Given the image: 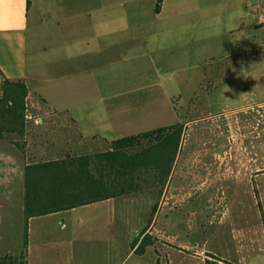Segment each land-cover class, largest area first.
<instances>
[{"label": "crops", "instance_id": "crops-1", "mask_svg": "<svg viewBox=\"0 0 264 264\" xmlns=\"http://www.w3.org/2000/svg\"><path fill=\"white\" fill-rule=\"evenodd\" d=\"M198 1L163 0L157 12V0H101L97 4L88 0L89 5L95 4L89 10L71 17L59 14L49 29L46 25L31 24V0H0V91L5 78L24 80L30 90L25 150L0 140V185L8 192L10 202H20L23 195L24 223L27 165L107 151L114 140L162 127L183 124L185 131L202 120L214 118L222 122L228 118L233 128L228 136V150L221 148L214 153L216 158L229 163H214V181L221 191L227 188L239 194H255L258 206L260 203L259 222L264 225V167L254 168V160L264 158V152L258 151L261 146L254 144L262 145L264 141L255 140L252 118L254 112L264 111V73L236 67L225 72H204L208 62L218 58L219 39L224 34L219 28L222 22L218 26L205 22L199 8L205 0ZM215 13L219 15L216 11L210 14ZM234 54L226 52L222 57ZM242 60L255 59L248 55ZM199 74L202 78L196 84L193 80ZM208 78L213 80L210 87L206 84ZM191 79L195 83L192 88ZM204 99H211L213 105L208 106L213 109L187 118L189 111L200 108ZM175 101L180 102L181 108ZM256 123V128H264L263 121ZM260 134L264 136V130ZM16 189L21 193L15 194ZM169 190L168 182L165 196ZM115 199L130 201L113 198L90 205ZM67 211L29 219L28 264H98L94 250L82 247L79 251L63 252L69 243L59 241L64 236L62 230L73 219L63 214ZM95 218L91 223L102 219V229L90 228L98 234L93 236H103L100 239L111 247L106 262L117 259L115 264H124L135 258L133 264H142L156 243L138 254L137 246L132 248L133 241L138 238L140 243L146 234L159 239L154 233L155 217L149 227L145 226L146 233L145 227H137L129 234L115 233L121 231L117 224L124 219ZM34 219L38 221V236L33 243ZM77 223L86 221L80 223L78 219ZM74 235L85 238L84 231ZM250 244L254 255L261 254V261L256 264H264V229L250 237ZM207 253L220 264H243ZM7 254L15 253L6 251L0 256Z\"/></svg>", "mask_w": 264, "mask_h": 264}, {"label": "rangeland", "instance_id": "rangeland-1", "mask_svg": "<svg viewBox=\"0 0 264 264\" xmlns=\"http://www.w3.org/2000/svg\"><path fill=\"white\" fill-rule=\"evenodd\" d=\"M87 1L31 0V24L35 27L46 25L50 29L57 15L62 16L66 13L69 17L73 14L78 15L101 2V0H93L95 4L89 5ZM193 1L199 2L198 0ZM188 5L189 12H191L190 8L193 7V3ZM199 8L206 23L218 26L219 22H222L219 28L222 29L221 34H224L219 39L221 49L218 50V55L220 57L217 56L218 58L209 61L203 69L204 72L206 74L225 72L236 67L243 71L258 70L264 73V0H205L202 4L200 2ZM213 11L218 12L219 15L210 14ZM32 25L31 28L34 27ZM239 26L244 28L238 29ZM233 29L237 30L230 32ZM67 33L65 32L66 35ZM79 34H81L80 31H78ZM37 37L38 35L35 39ZM43 41L49 40L43 38ZM226 52L236 54L222 57ZM248 55L255 60H242ZM199 76L201 74L193 80L196 84L201 81L202 77L199 78ZM212 81V79H207L208 87L212 86ZM195 83H192L191 79V88ZM174 103L181 108L179 101ZM209 104H211V99L210 101L204 99L200 103V108L190 110L186 117L191 119L206 110L213 109V106H208ZM252 118L255 120V140L264 141V136L260 134L264 128H256L257 120L264 122V111L254 112ZM229 121L228 118H223L222 122L210 118L186 127L171 179L169 177L166 182L163 183L156 177V172L152 171L150 175L141 179V189L138 192L121 197L130 198V201L126 199L123 202L121 199H115L112 202L79 207L63 213L73 217L68 221L69 227L62 230L64 236L59 240L69 243L68 247H64L63 252L66 250L79 251L84 247V250L95 251L98 264H115L117 259L106 262L111 255L109 244H105L103 239H100L103 236L94 237L93 235L97 233L90 229L94 227L102 229V219H99L98 223H91V220L105 216L114 217V221L124 219L117 224V226L120 225L121 231L116 230L115 233L129 234L134 228L142 229L148 226L155 217L154 233L159 239L154 240L155 248L142 259L144 260L142 264H205L202 258L216 263L217 260L207 252L215 254L217 258L221 257L235 262L238 260L243 264H256L257 261H261V254L254 255L250 244V237L257 236L258 232L262 233L264 229L262 222H259L260 207L256 203L255 194L242 192L239 194L227 188L221 191L218 188L220 185L214 181L212 174L216 161L220 163L223 161V164L229 163V160L216 158L214 153L221 148L228 150V136L230 130H233L229 126L231 125ZM143 144L147 145L148 141H143ZM254 146H261L258 150L261 151L260 154L264 152V143L262 145L255 143ZM140 147L139 144L134 149ZM263 167L264 158L254 160L255 170ZM168 182L170 190L168 196H165ZM13 192L21 193L17 189ZM7 195L8 192L0 185V254L6 251L17 254L24 247L25 223L21 209L24 203L23 195L20 202L15 200L10 202L11 199L7 200L10 198ZM78 219L80 223L83 219L86 223L79 224ZM36 220L32 221L31 227L33 243L38 236V221ZM79 226H84V228ZM110 226L112 227L113 224ZM79 231L85 232V235H82L85 238L74 235ZM35 247L38 253L39 249ZM128 250L127 246L126 253ZM196 253H199L198 256L201 258ZM135 260V258L128 259L124 264H133Z\"/></svg>", "mask_w": 264, "mask_h": 264}, {"label": "trees", "instance_id": "trees-1", "mask_svg": "<svg viewBox=\"0 0 264 264\" xmlns=\"http://www.w3.org/2000/svg\"><path fill=\"white\" fill-rule=\"evenodd\" d=\"M162 1L157 0V12L161 10ZM3 80L0 91V140L13 143L24 151L30 90L24 80ZM183 134L184 125L176 124L139 135L124 136L112 141L107 151L27 165L24 247L19 254L0 256V264H28L27 227L32 217L131 195L141 189V179L152 171L163 183L166 182L172 174ZM143 141H148V144H143ZM139 144L141 147L134 149ZM147 230L145 228L143 233ZM152 238L146 234L140 243L137 238L132 248L137 246L136 253L143 254L149 245L154 244L155 239ZM207 263L213 264L210 260Z\"/></svg>", "mask_w": 264, "mask_h": 264}]
</instances>
